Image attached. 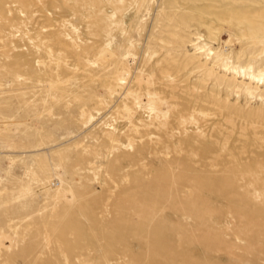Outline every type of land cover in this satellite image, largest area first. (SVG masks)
I'll use <instances>...</instances> for the list:
<instances>
[{
	"label": "rangeland",
	"instance_id": "374dc122",
	"mask_svg": "<svg viewBox=\"0 0 264 264\" xmlns=\"http://www.w3.org/2000/svg\"><path fill=\"white\" fill-rule=\"evenodd\" d=\"M233 65L264 76V0H0V264H264Z\"/></svg>",
	"mask_w": 264,
	"mask_h": 264
},
{
	"label": "bare ground",
	"instance_id": "6f19581e",
	"mask_svg": "<svg viewBox=\"0 0 264 264\" xmlns=\"http://www.w3.org/2000/svg\"><path fill=\"white\" fill-rule=\"evenodd\" d=\"M187 17L189 18V16H187ZM227 23H228V25H232L235 28L236 33H237V37H238L239 40L243 41L246 38L253 37L254 35L257 34L255 22L252 19H249L247 17L239 16L236 13H232V16L230 17V20L227 21ZM211 24L215 25V22L213 21ZM210 28H211V30L215 29L212 25H211ZM222 29H223V27H220V30H222ZM214 54H215L214 51H211L210 53H208L207 54L208 55L207 56L208 59L210 58L209 57L210 55H214ZM221 54H223V53H221ZM221 54H217L215 56V59H217V58L219 59ZM231 62H232L231 60L230 61L227 60V62L225 64L226 70H230L231 69V66H230ZM241 71L244 73V76H247V78L246 77L245 78L252 80V82H261V81L264 82V76L262 74L263 72L262 73H255V71H254L252 66L245 67V66L233 65L232 72H233V74L235 76L239 75V73H241ZM248 82H249V80H248ZM249 88H250V86H249ZM125 110L127 112H130L131 108L128 105H126L125 106Z\"/></svg>",
	"mask_w": 264,
	"mask_h": 264
}]
</instances>
